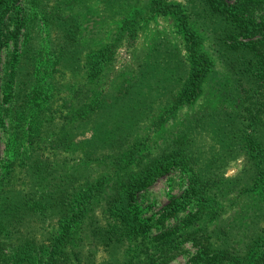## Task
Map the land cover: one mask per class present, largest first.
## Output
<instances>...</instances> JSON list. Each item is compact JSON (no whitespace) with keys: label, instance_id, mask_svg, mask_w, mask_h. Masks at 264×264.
<instances>
[{"label":"rangeland","instance_id":"obj_1","mask_svg":"<svg viewBox=\"0 0 264 264\" xmlns=\"http://www.w3.org/2000/svg\"><path fill=\"white\" fill-rule=\"evenodd\" d=\"M148 1L18 0L8 21L11 29H15L19 22L21 31L18 39L10 40L2 50L0 207L2 202L10 201L11 209H14L24 200L25 193L37 191L32 182L35 176L29 158L36 144V147H42L43 153L53 158L55 164L65 163L67 170L85 171L83 181L88 180L94 186L99 184L100 191L98 197H95L92 210L74 229L71 241L74 247L84 243L87 249L95 250V258H129L135 264H144V260L149 257L158 258L167 248L172 258L165 264H201L196 259L198 248L188 238V231L199 229L202 221L207 222L210 227L218 224H225L227 227L233 223L243 227L248 215L260 206L257 191H231L222 195L217 205L208 204L206 211L214 209L217 212L211 221L207 220L209 216H202L197 222H194V218L189 219L190 214L198 211L197 202L186 203L178 209L176 216L163 220L166 204L172 197L181 195L187 186L186 176L172 172L158 176L147 188L138 192L133 208L143 224L142 228L125 233L123 239L116 241V234L107 228H100L112 218L106 216L102 222L95 221L96 217H101L102 211L104 213L106 197L115 193L117 186L115 187L114 182L117 178L139 171L152 156L166 148L176 147L180 135L186 133L191 140L189 137L195 131V141H191L195 142L193 149L196 157L205 164L211 165L212 158L219 151V145L214 143L216 139L213 132L206 133V130L212 123L210 112L218 105L227 103L222 102L224 99L217 93L216 84L224 73V68L217 62L215 72L210 73L203 83L199 97L187 104H177L176 99L187 78L188 68L183 63L187 55L183 37L175 19L171 16L153 15ZM168 1H181L189 8L188 0ZM63 16L74 17L79 24V66L97 58V50L104 45L116 44L115 57L107 63L100 82L95 86L98 93L94 98L98 96V103H105L106 106H102L101 111L96 114H84L83 118L80 113L86 109V100L77 103V96L80 90L87 87L90 78L83 68L73 71L69 66L68 69L58 65L59 71L55 70L57 59L50 52L48 42L50 33L56 37L59 28L46 23V17L57 20ZM127 20L141 24L134 42L133 39L128 41L129 30L124 24ZM203 35L204 49L212 54V38L208 33ZM29 67L38 84L45 83V87H52L49 95L52 96L51 101L56 111L53 114L55 121L47 127L50 135L46 139H35V143L31 142L30 137L34 130L32 119L38 109L37 103L42 106L48 104L45 93L32 95L37 93L36 88L23 98L20 97L17 104L14 100L8 101L5 95H10L11 87L17 82L15 70H26ZM47 81L52 85L46 84ZM35 84L33 82L31 87ZM218 90L223 92L221 88ZM224 93L227 100V91ZM91 99L92 97L89 100ZM19 101L22 102V107L27 104L28 109L21 120L16 118L22 110ZM65 113H69L70 117L65 118ZM200 116L203 119L197 121ZM30 125L33 127H29ZM66 133L72 138L70 148L55 149V137ZM96 148L97 152H94ZM241 164V158L229 160L223 167L224 175L231 177L236 174ZM31 206V202H28L17 210L20 226L25 223L26 230L37 231L40 222ZM11 218L12 213L6 214L3 222L7 223ZM12 222L20 227L16 218ZM110 225L118 229L115 222L107 227ZM48 227L52 228L53 224ZM27 232L30 233V230ZM32 233L33 231L30 234L33 235ZM2 235L15 240L19 233L16 228L8 226ZM7 237L4 238L5 241L10 242ZM112 239L115 242L109 246V250L103 249L104 245L101 243L99 247L94 245L96 241L105 243ZM7 248L4 253L9 252L12 247L9 250ZM11 254L9 252L8 257ZM73 260V264H82L74 258Z\"/></svg>","mask_w":264,"mask_h":264},{"label":"trees","instance_id":"obj_2","mask_svg":"<svg viewBox=\"0 0 264 264\" xmlns=\"http://www.w3.org/2000/svg\"><path fill=\"white\" fill-rule=\"evenodd\" d=\"M17 2L18 0H0V92L2 50L10 40H17L21 31L19 22L15 29H11L8 21ZM188 2L189 8L181 1L168 0H149L148 6L153 15L173 17L183 37L187 52L183 63L188 65V68L187 78L176 99L177 104H187L199 97L203 83L210 73L215 72L217 62L224 68V73L216 84L217 93L224 99L222 102L227 103L218 105L210 112L211 117L207 115L212 119V123L206 130V133L213 132L217 143L212 139L219 145V151L212 158L211 165L205 164L196 157L193 149L195 142L191 141H195V131L193 130L189 137L191 140L186 133L180 135L176 147L166 148L158 155L152 156L139 171H132L117 178L114 182L115 187L117 186L115 193L106 197L104 213L102 211L101 217H96L95 221L102 222L106 216L112 218L108 222L105 221L100 228H107L116 234V241L123 239L125 233L129 234L134 229L142 228L143 224L133 208L138 192L147 188L158 176L172 172L186 176L187 186L181 195L172 197L166 204L163 220L176 216L178 209L186 203L197 202L198 211L190 214L189 219L194 218V222H197L202 216H209L207 220L211 221L217 212L214 209L206 211L208 204L217 205L221 196L231 191H257L260 206L248 215L243 227L236 223L227 227L225 224L210 227L207 222L202 221L199 229H191L187 235L198 248L196 259L201 264H264V0ZM46 23L59 28L56 37L50 33L48 39L50 52L57 59L55 70L59 71L58 65L68 69L70 67L73 71L83 68L90 78L87 87L80 90L77 96V103L86 100V109L81 111V118L84 114L98 113L106 104L100 105L99 97L94 98L98 93L95 86L100 82L101 73L107 63L115 57L116 44L104 45L97 50V58L79 66L81 45L77 37V19L71 16H63L57 20L46 17ZM124 24L129 30L128 41L133 39L134 42L141 24L133 20H127ZM202 32L208 33L212 38V54L204 49L205 36ZM177 60H180L179 56ZM14 76L17 77V82L11 87L10 95L5 94L8 101L14 100L17 104L20 97L23 98L36 88L37 93L32 95L45 93L48 104L42 106L37 103L38 109L32 119L34 130L30 137L32 143L39 137L46 139L50 135L47 127L55 121L53 114L56 111L51 101L52 96L49 95L52 87H45V83L38 84L31 67L15 70ZM33 82L36 84L31 87ZM46 84L52 85L49 81ZM26 88L29 90L26 91ZM224 91H227V100ZM11 95L12 98L9 99ZM89 97L92 99L89 100ZM25 99L28 101L27 97ZM26 105L22 107V102L19 101L22 110L16 117L18 120L26 116ZM63 116L70 117L69 113ZM202 119L200 116L197 121ZM55 139V149L70 148L72 138L67 133L58 135ZM41 150L42 147H36L35 144L33 154L29 157L35 176L32 182L37 191L25 193L24 200L14 209H11L10 201L2 202L0 207L1 264H73V258L82 264H135V261L129 258H95V250L87 249L84 243L76 247L71 244L75 227L92 210L100 187L99 184L94 186L88 180L83 181L85 171L67 170L65 163L55 164L53 158ZM94 152H97V148ZM233 158H241V167L231 177L225 176L223 167ZM28 202L33 205L31 207L40 222L37 231L26 230L25 223L20 226L17 210ZM9 213H12L11 220L3 222ZM15 218L20 227L13 224ZM20 219L22 220V215ZM114 222L117 230L113 225L107 227ZM51 224L53 227L49 228ZM8 226L17 229L19 235L15 240L2 235ZM29 230L30 233L33 231V235L27 232ZM5 237L10 242H6ZM114 239L105 243L96 241L98 243L94 242V245L99 247L101 243L104 245L103 249L109 250V246L115 242ZM6 246L12 248L9 250ZM6 248L12 252L9 257L8 251L4 253ZM168 251L166 248L158 258L145 259L144 264L167 263L172 258Z\"/></svg>","mask_w":264,"mask_h":264}]
</instances>
